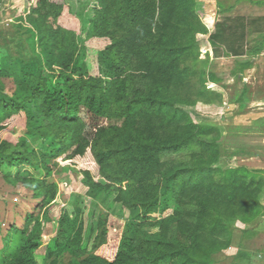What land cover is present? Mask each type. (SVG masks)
Wrapping results in <instances>:
<instances>
[{
  "label": "trees",
  "instance_id": "obj_1",
  "mask_svg": "<svg viewBox=\"0 0 264 264\" xmlns=\"http://www.w3.org/2000/svg\"><path fill=\"white\" fill-rule=\"evenodd\" d=\"M60 1L29 0L37 35L44 44L58 43L57 51L50 45L45 63L31 62L34 73L18 81L11 95L0 83V140L15 117L25 121L17 143L0 145V176L8 167L10 183L29 185L42 203L38 215L28 214L22 226L10 228L0 264H215L212 256L230 246L236 221L247 225L264 216L259 204L264 171L241 168L230 175L213 168L220 152L215 138L219 129L194 123L166 98L190 77L191 69L182 62L194 49L192 34L205 33L195 0H96L84 39L80 20ZM218 39L216 28L208 41L217 46ZM81 41L96 46V68ZM261 45L246 55H257ZM251 65L238 64V71ZM208 137L211 142L202 140ZM27 139L34 144L51 140L55 159L67 161L84 184L114 194L113 203L140 210L141 225L123 222L128 233L120 237L111 226L99 224L96 229L94 208L83 204L69 230L65 208L54 205L56 186L36 179L41 170L49 175L52 155L34 151ZM194 142L200 150L192 158L200 154L193 160L198 163L165 180L168 161L161 158ZM170 183L179 192L177 207L187 190L201 193L207 185L216 211L212 226L202 216L194 225L182 223L171 250L163 241H169L170 226L182 216L164 207ZM44 219L55 224L47 242L42 237ZM157 225L159 240L145 239L138 230ZM240 256L252 261L249 252Z\"/></svg>",
  "mask_w": 264,
  "mask_h": 264
},
{
  "label": "rangeland",
  "instance_id": "obj_2",
  "mask_svg": "<svg viewBox=\"0 0 264 264\" xmlns=\"http://www.w3.org/2000/svg\"><path fill=\"white\" fill-rule=\"evenodd\" d=\"M60 1V0H54ZM72 13L81 22V39H84L85 25L90 19L96 0H64ZM61 2V1H60ZM29 0H0V83L5 94L11 95L16 89L18 81L26 79L28 74L34 73L33 66L29 64L37 61H47V47L52 45L57 51L58 43L44 44L37 35L35 21L29 15ZM195 13L199 17L205 33L195 32L193 35L195 46L182 64L191 69L190 77L177 88L173 89L166 98H172L177 108L184 111L196 124L219 129L215 136L219 145V157L211 163L213 168L228 172L230 175L239 174L241 168L264 171V72L256 77L259 68L253 62L264 54V0H195ZM217 28L219 34L217 46H212L208 36ZM80 47L87 48L88 60L95 63L93 51L95 45L82 41ZM261 43L262 50L257 55L247 56V52ZM94 48V49H92ZM82 51V49H81ZM80 51V52H81ZM234 55V56H233ZM238 64H252L250 71H238ZM96 68V63L95 67ZM247 69V68H246ZM257 71H253V70ZM95 72V70L93 71ZM258 72V73H257ZM214 78H213V77ZM202 77V79H200ZM247 78V79H246ZM248 80V81H247ZM177 100V101H176ZM263 106V107H261ZM262 108V109H261ZM259 125V126H258ZM25 132L23 117H15L0 140V145L6 141L13 144ZM173 132V131H172ZM211 142L210 138L202 139ZM28 146L39 154L52 155L47 166L49 175L40 171L38 182H48L57 188L54 205L58 209L65 208L69 220V230L75 225L78 212L83 204L93 207V223L115 228L118 236H125L128 228L125 226L141 225L140 210L121 207L113 203L115 195L109 191H99L81 181L67 161L55 159L54 146L51 140L34 144L27 139ZM199 144L194 142L177 154L167 155L161 160L168 161L166 175L195 166L199 153ZM256 154L263 157L256 159ZM204 158V153H203ZM207 160V158H205ZM190 160L192 163H190ZM258 167V168H257ZM0 176V249L3 239L12 226H22L26 215H38L41 201L33 197L32 190L23 185L21 181L11 184L7 175L8 167L1 169ZM32 174V173H31ZM164 183V187H165ZM170 197L163 200L164 207L170 211H178L182 220H176L170 226L169 241H163L165 249H170L178 242L180 226L182 223L195 224L197 216L214 225L216 221L215 207L207 196V185L201 193L187 190L181 199V207H177L179 192L168 184ZM163 187V188H164ZM172 195V196H171ZM264 201V192L259 198L261 208ZM183 202V203H182ZM183 204V205H182ZM178 209V210H177ZM53 218V211H49ZM162 215L159 216L161 219ZM264 218V217H263ZM262 217L255 223L245 225L240 220L234 224L233 239L227 249L216 252L212 256L215 264H264L260 260V252L264 250V223ZM44 219L43 240L47 242L54 234L55 224ZM148 221L150 218L148 217ZM205 221V222H206ZM125 222V226H123ZM259 225L260 230L254 231ZM190 228L192 226L188 225ZM194 227V226H193ZM159 225L156 227L141 226V236L145 239L159 240ZM186 228V227H185ZM248 228H251L250 230ZM258 228V229H259ZM248 230L242 235V231ZM254 232L256 233L255 235ZM205 244L210 239L204 240ZM171 250V249H170ZM249 252L252 261L240 256L241 252ZM41 256V255H38ZM242 258V259H241Z\"/></svg>",
  "mask_w": 264,
  "mask_h": 264
},
{
  "label": "crops",
  "instance_id": "obj_3",
  "mask_svg": "<svg viewBox=\"0 0 264 264\" xmlns=\"http://www.w3.org/2000/svg\"><path fill=\"white\" fill-rule=\"evenodd\" d=\"M253 64L256 66L257 65V69H258V66H260V68H259V73L256 75V77H259V76H262V73L264 72V54H261L260 56H258V58L256 59V62H253ZM250 71V67H248L247 69H245V72L244 73H248ZM253 71H257V70H253ZM247 79V78H246ZM248 81V80H247ZM259 105H264V102H261ZM261 107H263V106H261ZM262 109V108H261ZM259 125H263L264 126V123H262V124H259ZM258 125V126H259ZM262 141H263V143H264V137L262 138ZM259 157H263L262 156V154H256V159H258ZM258 168V167H257ZM259 169H261V170H264V168H259ZM263 206H264V201H263ZM264 217V216H263ZM262 217V219H261V221L264 219ZM260 223H264V221H262V222H260ZM256 228H255V230L254 231H259L260 230V228H259V225H257V226H255ZM259 228V229H258ZM261 231V230H260ZM256 233H259V232H256ZM260 260L261 261H264V250H262V253L260 252ZM261 264V263H260Z\"/></svg>",
  "mask_w": 264,
  "mask_h": 264
}]
</instances>
